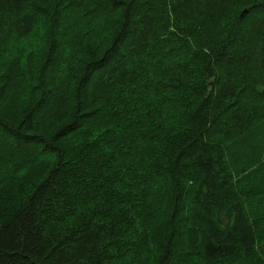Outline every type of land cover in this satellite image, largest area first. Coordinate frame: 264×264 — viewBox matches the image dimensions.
I'll use <instances>...</instances> for the list:
<instances>
[{
	"label": "trees",
	"instance_id": "1",
	"mask_svg": "<svg viewBox=\"0 0 264 264\" xmlns=\"http://www.w3.org/2000/svg\"><path fill=\"white\" fill-rule=\"evenodd\" d=\"M159 221L152 264H264V0H0V264H136Z\"/></svg>",
	"mask_w": 264,
	"mask_h": 264
},
{
	"label": "rangeland",
	"instance_id": "2",
	"mask_svg": "<svg viewBox=\"0 0 264 264\" xmlns=\"http://www.w3.org/2000/svg\"><path fill=\"white\" fill-rule=\"evenodd\" d=\"M109 123L119 125L122 123V120L120 117L110 118L107 119V122L104 125L94 124L92 126V130L94 131L96 128H99L100 126L105 127V125ZM51 162H52L51 157H45L44 159L37 162L27 170V172L25 173L26 174L25 178L31 176H34L35 178L37 177L42 178L46 170L50 168ZM153 230H154L153 237L152 239H150V241L143 249V251H141V253L136 257L135 259L136 264H152L154 260L160 257V251L164 249L160 244L162 242L161 238L164 235L162 222L159 221L156 227L153 228Z\"/></svg>",
	"mask_w": 264,
	"mask_h": 264
},
{
	"label": "water",
	"instance_id": "3",
	"mask_svg": "<svg viewBox=\"0 0 264 264\" xmlns=\"http://www.w3.org/2000/svg\"><path fill=\"white\" fill-rule=\"evenodd\" d=\"M247 13V10H243L239 16V18L241 19L242 17L245 16V14Z\"/></svg>",
	"mask_w": 264,
	"mask_h": 264
}]
</instances>
